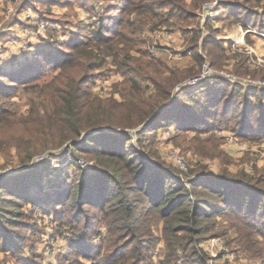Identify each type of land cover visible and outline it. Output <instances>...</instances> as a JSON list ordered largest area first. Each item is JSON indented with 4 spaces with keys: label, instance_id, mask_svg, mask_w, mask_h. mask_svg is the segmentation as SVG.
I'll return each mask as SVG.
<instances>
[{
    "label": "rangeland",
    "instance_id": "374dc122",
    "mask_svg": "<svg viewBox=\"0 0 264 264\" xmlns=\"http://www.w3.org/2000/svg\"><path fill=\"white\" fill-rule=\"evenodd\" d=\"M2 1L0 66L6 72L22 68L26 62L32 63L31 70L36 68L24 83L3 79L12 86L6 90L7 94L0 95V105L7 109L8 115L14 113L13 118L20 116L15 129L21 131L35 126L37 122L28 114L32 109L40 108L44 96L52 94L53 87L58 85L54 81L63 72L55 62L52 64V57L57 61L62 59L70 44L86 41L88 36L92 39L93 49L102 53L105 46H96L95 41L108 32L99 22L105 20V27H116L117 20L108 18L121 15L118 10L123 0ZM226 2L234 3V0H204L192 19L181 18L177 11L169 14V5L157 8L161 17L135 31L136 37L144 43H136L135 46L113 44L118 58L98 57L91 68L83 70L84 84L103 99L131 100L139 104V97L146 100L153 94L154 85L147 79L138 78L141 91L135 92V97L122 96L123 92H130L127 78L131 72L128 68L139 66L160 80L168 73H155L153 66H145L148 60L157 59L166 67L181 70L183 76L172 89L173 93L204 71L211 79L204 78L190 86L192 91L205 85L211 87L236 82L247 88L250 105L258 106L260 101L264 103V0H250L247 4L248 10L259 14L256 19L262 26L260 28L245 25L239 18L231 17L236 10L225 7ZM163 16L167 17L166 21L157 25ZM141 17L136 11L130 14L135 26L142 25L139 23ZM172 28L176 31L174 38H169V44H164L165 37H154L157 31L168 36L173 33ZM234 28L238 32L231 43L226 36ZM178 39H182L183 46L181 51L175 52L172 43ZM149 45L158 46L151 52ZM126 51H129V56L123 58ZM197 55L202 57V61ZM158 69L162 71L160 66ZM216 77L223 79L216 80ZM183 95L180 93L179 96ZM250 110L246 113L247 118H253L259 109ZM240 119L245 118L237 112L228 114L220 128L204 131L178 129L172 123L150 130H142L143 124H140L126 130L132 133L130 140L134 143L136 131L142 130L138 140L141 146L135 143L137 150L152 165L158 162L170 179L182 182L185 187L198 171L207 170L252 177L250 182L264 191V134L254 138L250 135L240 138L235 134V141L230 142L217 132L233 133ZM83 133L72 141L82 139ZM34 138L29 132L25 141L35 142ZM68 144L66 141L62 146L35 150L34 153L20 152L14 146L0 152V183L5 186V189H0V195L10 199L8 203L0 202L8 215L4 222L9 223L7 227L12 226L21 245L6 250L0 244V264H102L110 259H114L115 264H264V231L260 230L262 213L240 217L229 208L219 214H209L198 223L188 224L184 222L186 214L162 216L151 203L146 204L149 208L137 210L128 205L131 212L127 220L121 216V210L113 208L115 205L99 209L84 199L70 204L74 194L72 188L79 184L76 182L78 177H85L88 182L100 173L101 168L89 151L96 146L95 143L72 153L67 151ZM238 145L243 147L242 150L237 149ZM173 151L184 159L186 171L178 168ZM57 198L64 204H54ZM129 198L130 203H139L141 207L146 201V195L140 192L131 194ZM262 199L264 202V195ZM177 224L187 227L175 226ZM1 239L2 235L0 243ZM134 245L141 249L138 258H135ZM122 256V260H116Z\"/></svg>",
    "mask_w": 264,
    "mask_h": 264
},
{
    "label": "trees",
    "instance_id": "16d2710c",
    "mask_svg": "<svg viewBox=\"0 0 264 264\" xmlns=\"http://www.w3.org/2000/svg\"><path fill=\"white\" fill-rule=\"evenodd\" d=\"M202 1L204 0H190L189 3L186 0H123V5L118 10L121 15H112L108 18L117 20L114 25L116 27H105V20L99 22L101 27L108 32V35H103L95 41L96 46L98 44L105 46L101 51L103 54L99 53L100 50L96 52L93 49L92 39L88 36L85 38L86 41L78 40L70 44L68 50L63 53L62 59L57 61L52 57V64L55 62L63 73L55 79L54 83L58 85L53 87L52 94L44 96L41 107L32 109L28 114L37 122L35 126L30 129L23 128L24 130L21 131L16 130L15 125L20 116L13 118L14 113L8 115L7 109L0 105V152L14 146L20 152L26 150V152L34 153L35 150L59 147L69 141L66 148L69 153H72L76 149L84 150L86 146L95 143L96 146L89 151L94 154L101 171L88 182L85 177L83 179L78 177L81 180H77L79 184L76 183L72 188L74 194L69 201L70 204H77L78 201L84 199L85 202L99 209L115 205L113 208L121 210L123 212L121 216L127 220L131 212V209L127 208L128 205L134 206L137 210L144 209V207L149 208L146 204L151 203L160 210L162 216L170 213L186 214L184 222L188 224L198 223L209 214H219L230 208L240 217H254L262 213L263 221L260 223L262 226L260 230L264 231V210L261 212L264 208L262 199L264 191L255 183L250 182L252 177H236L224 172L217 174L202 170L198 171L195 177L189 180V186L185 187L182 182L170 179L165 169L160 168L158 162L154 165L148 162L145 155L137 150L135 145L137 143L141 146L138 140L143 133L142 130L155 129L164 123H172L178 129L212 130L211 128H220L225 116L236 112L245 119L238 121L235 129L232 130L234 134L240 138L249 135H263L264 103L260 101L261 104L258 106L250 105V99L246 95L247 88L238 84H216L211 87L206 85L197 87L193 91L191 87H182L173 93L172 89L183 76L181 70L166 67L162 61L157 59L148 60L145 66L147 68L153 66L155 73L163 71L168 73L160 80L154 78L155 75L151 77L139 66L128 68L131 75L127 81L130 84L129 91L133 93L123 92L122 96L135 97L134 93L141 91L138 78L147 79L154 85V92L148 99L144 100L139 97L140 105L130 99L128 102L116 101L113 98L103 99L93 94L89 86L84 84L83 70L91 68L98 57L102 56L104 59L105 56H111L113 60L118 58V54L113 50V44L122 43L125 46H135L136 43H144L140 37H136L135 31L152 20L154 15L161 17L157 14V8L169 5V14L177 11L181 18L192 19L196 17L195 10ZM249 1L234 0V3L226 2L224 6L236 10L231 17L239 18L240 22L245 25L252 24L253 27L260 28L262 26L256 19L259 14L247 9ZM241 10L243 13L239 14ZM134 11L142 16L139 19V23L142 24L140 26H135L134 21L130 20V14ZM262 14L264 16V13ZM128 52L126 51L123 58L129 56ZM196 57L202 61V57L199 55ZM22 66V68L19 67L21 69L17 67L9 72L0 66V95L7 94L6 90L12 86L4 82V78L15 83H24L36 72V68L31 70L32 63L27 64L26 62ZM159 66L162 71L158 69ZM77 67H79L78 71H76ZM180 93L184 95L180 97ZM238 95L240 97H237ZM124 107L128 108L124 109ZM254 108L259 109L256 111L257 115L250 113L253 118H247L246 113ZM258 113L263 114L261 119H258ZM11 118L13 119L10 120ZM140 124H143V129L136 131L137 137L134 143L130 140L132 133L126 129ZM82 131H84L81 135L82 139L72 141L73 138L79 137ZM29 132L35 137V142L34 140L25 141V136ZM71 165L76 166V163ZM3 188L5 189V186L0 183V189ZM137 192L146 195L143 207L139 203H130L129 196ZM8 201L10 199L0 195V202L8 203ZM53 203L64 204L60 198L55 199ZM4 210L0 204L1 247L6 250H11L13 247L19 248L21 245L17 233L11 229L12 226L7 227L10 226L9 223L4 222V219L8 218ZM178 218L182 219V217ZM175 226L187 227L182 224ZM133 250L135 258H138L141 249L134 245ZM123 258L122 256L116 260ZM102 264L115 263L114 259H110ZM129 264H138V262Z\"/></svg>",
    "mask_w": 264,
    "mask_h": 264
},
{
    "label": "built area",
    "instance_id": "2783aa9c",
    "mask_svg": "<svg viewBox=\"0 0 264 264\" xmlns=\"http://www.w3.org/2000/svg\"><path fill=\"white\" fill-rule=\"evenodd\" d=\"M247 31V30H246ZM154 37L156 39H162L165 37V33L161 32V31H157L154 35ZM151 52H154V50L152 49ZM210 77V76H208ZM204 78H207V75L204 74V71H202L201 74L197 75V76H194L193 78H190L188 81H186L182 86L178 87L177 90H179L180 88L182 87H190L194 84H197L198 82H200L201 80H203ZM222 77H216V80L218 79H221ZM207 79H211V78H207ZM223 79V78H222ZM218 134H221V136H224L227 141L229 140L230 142L232 141H235L236 139V135L234 133H226L225 131H217ZM242 146L241 145H238L237 149L239 150H242ZM173 154H174V160L178 166V168L181 170V171H186L187 170V165L184 161V159L178 154L176 153L175 151H173Z\"/></svg>",
    "mask_w": 264,
    "mask_h": 264
},
{
    "label": "crops",
    "instance_id": "0c3cea01",
    "mask_svg": "<svg viewBox=\"0 0 264 264\" xmlns=\"http://www.w3.org/2000/svg\"><path fill=\"white\" fill-rule=\"evenodd\" d=\"M188 3L190 2V0H186ZM3 3V1L2 0H0V6H1V4ZM3 14V13H2ZM1 14V15H2ZM156 17H158V15H154L153 17H152V20H150V21H148V22H151V21H155V18ZM164 18H162L161 19V22L160 21H158L157 22V25H161V23L162 22H165L166 21V19H167V17L166 16H163ZM148 22H146V23H148ZM173 29H175V28H172V30ZM223 29V28H222ZM227 30V29H226ZM225 30V31H226ZM176 30H173V33H170L168 36H165V38H164V44L166 43V44H169L168 43V40H169V38H174V32H175ZM237 30H236V28H234V29H232L229 33H228V35L226 36V40H228V41H230L231 43H233L235 40H234V38H233V36L235 35V34H237ZM237 37H240V36H237ZM171 39V40H172ZM158 44H161V42H158ZM162 45V44H161ZM245 45V44H244ZM155 46H158V45H152V46H150L149 45V49L150 48H152V49H154L155 50ZM167 46H169V45H167ZM172 46H173V50L176 52V50H179V51H181V47L183 46V42H182V39H178L177 41H175L174 43H172ZM238 46H239V44H238ZM222 47H224L223 45H222ZM240 47H243V44L242 45H240ZM161 49V47L158 49V50H160ZM241 64V63H240ZM175 65L176 66H179V67H182V66H180L179 65V63H175ZM225 80H229V79H225ZM229 81H231V80H229ZM231 83H232V81H231ZM234 84H238V83H236V82H233ZM238 85H240V84H238ZM240 86H242V85H240ZM254 137H256V136H251V138H254ZM230 149V148H229Z\"/></svg>",
    "mask_w": 264,
    "mask_h": 264
},
{
    "label": "water",
    "instance_id": "95a60500",
    "mask_svg": "<svg viewBox=\"0 0 264 264\" xmlns=\"http://www.w3.org/2000/svg\"><path fill=\"white\" fill-rule=\"evenodd\" d=\"M161 108V107H160Z\"/></svg>",
    "mask_w": 264,
    "mask_h": 264
}]
</instances>
